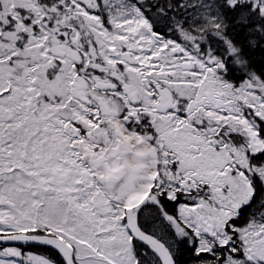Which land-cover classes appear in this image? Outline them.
<instances>
[{
  "label": "rangeland",
  "instance_id": "374dc122",
  "mask_svg": "<svg viewBox=\"0 0 264 264\" xmlns=\"http://www.w3.org/2000/svg\"><path fill=\"white\" fill-rule=\"evenodd\" d=\"M129 1L0 0V235L38 229L67 242L78 264H135L124 209L104 196L79 149L89 146L98 156L116 145L109 119L118 114L103 115L96 103L71 97L72 83L90 100L102 95L104 89L92 92L90 78L108 71L135 91L151 116L138 113L132 101L120 103L121 115L140 130L128 129L156 150L158 169L146 200L156 201L162 192L175 200L181 192L185 201L177 204V216L193 231L196 252L227 247L223 264H264V208L242 228L225 230L233 209L248 202L250 189L240 175L253 172L264 183V163L250 165L248 155L255 152L240 125L228 119L219 126L203 112L241 109L249 119L246 109L253 121L264 123V83L256 75L234 85L206 74L213 64L218 69L212 73L225 71L215 52L225 26L219 0H169L168 9L177 12L169 31L180 38L169 41L155 37L144 11ZM223 2L264 16V0ZM133 44L130 56L137 63L129 65L119 48ZM182 60L195 69H183ZM161 77L185 101L164 113L149 100ZM162 240L174 253L175 243ZM0 264L55 263L3 246Z\"/></svg>",
  "mask_w": 264,
  "mask_h": 264
},
{
  "label": "trees",
  "instance_id": "16d2710c",
  "mask_svg": "<svg viewBox=\"0 0 264 264\" xmlns=\"http://www.w3.org/2000/svg\"><path fill=\"white\" fill-rule=\"evenodd\" d=\"M156 3L157 11L148 15L151 26L155 28L163 25L169 18L170 28L177 20L176 8L168 9L169 0H156ZM219 3L225 18V26L221 29L222 38L218 39L215 52L217 58L224 62V78L235 85H239L248 76L256 75L264 83V16L258 15L256 11L250 10L251 8L245 5L236 4L234 7H229L223 0H219ZM169 37L180 40L173 31H169ZM206 39L209 44H212L208 40L210 35ZM245 114L253 121L246 109ZM118 116L127 118L126 125L128 128L140 130L135 124L133 125L130 117ZM253 123L264 142V123L260 121H253ZM248 159L252 166L263 164L264 147L261 152L248 155ZM248 178L253 187L251 200L239 206L237 214L226 221L225 230L242 228L264 208V183L262 179L254 175L253 172L248 173ZM182 196L183 194L178 192L175 200H169L165 192H162L157 196L156 201L143 200L134 215L139 227L147 234L175 243L173 253L175 264H223V255L227 247H220L213 253L195 251L193 231L183 225L177 216V204L185 201ZM22 234L50 236L47 235V232L38 229L29 230ZM234 235L235 233L232 236L234 237ZM190 239L193 240V243H190ZM131 246L135 264H149L150 261H153L151 258L156 260V263L161 264L152 248L133 239H131ZM19 249L23 252L44 256L55 264H65L58 252L44 246L26 245L19 247Z\"/></svg>",
  "mask_w": 264,
  "mask_h": 264
},
{
  "label": "bare ground",
  "instance_id": "6f19581e",
  "mask_svg": "<svg viewBox=\"0 0 264 264\" xmlns=\"http://www.w3.org/2000/svg\"><path fill=\"white\" fill-rule=\"evenodd\" d=\"M204 113L212 121L220 123L219 126L232 119L248 136V148L255 153L262 151L264 143L257 128L242 113L225 115L213 108L205 109ZM109 122L116 131V145L105 152L102 150L98 156L91 155L89 146L81 145L79 149L92 173L98 177L97 184L107 200L119 207L134 208L154 186L158 169L156 150L145 136L128 129L120 118L113 116ZM245 180L247 183L248 180ZM248 186L252 190L251 185ZM236 211L235 207L233 212Z\"/></svg>",
  "mask_w": 264,
  "mask_h": 264
},
{
  "label": "flooded vegetation",
  "instance_id": "af4514ba",
  "mask_svg": "<svg viewBox=\"0 0 264 264\" xmlns=\"http://www.w3.org/2000/svg\"><path fill=\"white\" fill-rule=\"evenodd\" d=\"M76 1L82 4H86L87 1L90 2L91 0H76ZM129 3L131 5L132 4L136 5L137 8L139 9H142L144 11L143 15L149 23H150V20L148 18V15H151L157 11L156 0H130ZM153 31L161 34L163 39H165L166 41H169V18L165 24L156 26L155 28H153L150 23V32L153 33ZM129 42L134 43L131 39L129 40ZM134 50H136L135 44H133L132 46H128V47L122 46L121 48H119V52L121 53L127 52L131 56L134 55ZM121 61L123 62V60ZM194 69L195 68L193 66L191 72ZM119 76L121 75L119 74ZM90 80H92V82L90 81L89 82L91 86H93L92 92H94V94H96L97 91H100L99 89H104V91L102 92V95L92 96L93 97L92 100L87 98L89 101L87 105L89 104L92 105V103L94 102L96 103L95 105L97 106V108L98 109L100 108V111H104L108 109L111 113H116L118 115H121L120 109H121V106L123 105H121L120 103L122 101H132V103H136L135 105L137 106L138 113L142 112L143 114H145L148 112L147 109H145L144 105L143 106L140 105L142 104L141 101L143 100L137 97V94L135 93V91L130 89V86L125 84L123 80H121L119 77L111 75L110 72L103 71L101 76L99 77L93 76L92 79L90 78ZM87 84L88 82L86 81L84 83L85 90L89 89ZM153 86H154L153 90L155 91V93H154V96L149 99L150 101H154L153 109H156L157 111L161 113H164V112L172 111L179 106L178 104L179 100H177L174 97L173 93L169 92L168 86L164 85L163 77L157 78ZM120 93L125 95L126 99H121V97H119L118 95ZM116 104H117V108H115ZM145 115L150 120L151 116L148 113ZM142 122H145V120L143 119Z\"/></svg>",
  "mask_w": 264,
  "mask_h": 264
},
{
  "label": "water",
  "instance_id": "95a60500",
  "mask_svg": "<svg viewBox=\"0 0 264 264\" xmlns=\"http://www.w3.org/2000/svg\"><path fill=\"white\" fill-rule=\"evenodd\" d=\"M121 59L130 63L135 64L136 61L132 59L129 53L124 52L121 55ZM191 65L184 63L183 69H190ZM81 86L77 83L71 84V97L75 100L81 101L83 104H88V99L84 97L80 91ZM103 115H109L108 109L102 111ZM124 220L128 233L131 238L145 246L152 248L158 257L161 259L162 264H175L173 255L167 245L157 237L145 233L138 225L137 219L133 215L132 208L124 209ZM24 245H39L50 248L64 257L65 264H75L73 259V249L64 240L52 237V236H41V235H0V246H15L20 247Z\"/></svg>",
  "mask_w": 264,
  "mask_h": 264
}]
</instances>
